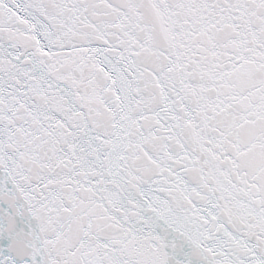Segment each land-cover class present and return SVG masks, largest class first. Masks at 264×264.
Returning <instances> with one entry per match:
<instances>
[{
    "label": "snow or ice",
    "instance_id": "obj_1",
    "mask_svg": "<svg viewBox=\"0 0 264 264\" xmlns=\"http://www.w3.org/2000/svg\"><path fill=\"white\" fill-rule=\"evenodd\" d=\"M0 264H264V0H0Z\"/></svg>",
    "mask_w": 264,
    "mask_h": 264
}]
</instances>
